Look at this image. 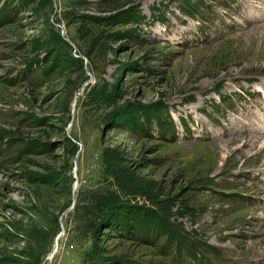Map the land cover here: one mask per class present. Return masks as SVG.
<instances>
[{
    "label": "rangeland",
    "instance_id": "rangeland-1",
    "mask_svg": "<svg viewBox=\"0 0 264 264\" xmlns=\"http://www.w3.org/2000/svg\"><path fill=\"white\" fill-rule=\"evenodd\" d=\"M0 264H264V0H0Z\"/></svg>",
    "mask_w": 264,
    "mask_h": 264
},
{
    "label": "trees",
    "instance_id": "trees-1",
    "mask_svg": "<svg viewBox=\"0 0 264 264\" xmlns=\"http://www.w3.org/2000/svg\"><path fill=\"white\" fill-rule=\"evenodd\" d=\"M118 184V183H117ZM119 185V184H118ZM120 186V185H119ZM119 189V188H118ZM114 191L113 190H110L109 191V195H115V193H113ZM114 202V200L111 202V203H113ZM110 203V204H111ZM150 220L149 219H146V220H144V223L145 222H148V225L150 226V222H149ZM162 226L164 227V228H168V227H166L163 223H162ZM170 233V232H169ZM172 235H173V233H171ZM177 240H179L177 237H173V240L172 241H170L168 244H172V243H176V241ZM180 241V240H179ZM187 252H188V250H187Z\"/></svg>",
    "mask_w": 264,
    "mask_h": 264
}]
</instances>
